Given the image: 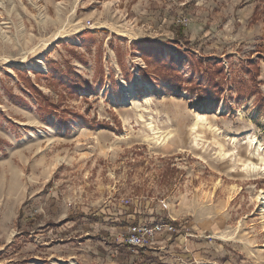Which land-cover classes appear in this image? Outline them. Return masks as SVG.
Wrapping results in <instances>:
<instances>
[{"label":"rangeland","instance_id":"1","mask_svg":"<svg viewBox=\"0 0 264 264\" xmlns=\"http://www.w3.org/2000/svg\"><path fill=\"white\" fill-rule=\"evenodd\" d=\"M261 146L264 0H0V264H264Z\"/></svg>","mask_w":264,"mask_h":264},{"label":"built area","instance_id":"2","mask_svg":"<svg viewBox=\"0 0 264 264\" xmlns=\"http://www.w3.org/2000/svg\"><path fill=\"white\" fill-rule=\"evenodd\" d=\"M164 228L166 226L163 224L147 225L140 223L138 226L128 228V231L121 236V243L134 253L140 250H148L151 248L156 236ZM170 229L173 230V226Z\"/></svg>","mask_w":264,"mask_h":264},{"label":"trees","instance_id":"3","mask_svg":"<svg viewBox=\"0 0 264 264\" xmlns=\"http://www.w3.org/2000/svg\"><path fill=\"white\" fill-rule=\"evenodd\" d=\"M156 48H157L156 46L147 45L146 46V49H147L146 55H148L151 58H154V59H156V61H158V58L160 56L157 55V51H156L157 49ZM156 63L159 66L164 67L167 71H170L171 68L174 67V66H168V65L164 64L163 62H156ZM209 64L211 65V63H209ZM219 68L222 69L221 65L219 66ZM143 73L145 74V71H143ZM214 77L215 76H213V78L209 81L210 84H213ZM164 79H166V78H164ZM70 82H72V81H70ZM168 82L171 84L172 91L174 93H179L182 90L181 85L178 81H175L174 79L171 78V79H168ZM210 84L207 85V87H208L207 88V87L203 86V84H201V83L198 86L194 83V84L190 85L191 87H189L187 89L188 91H190L192 93L194 92L195 88H197L196 90H198V89L200 90V93L197 95L199 97V103H197V104H199V107L200 106L205 107L206 105H212V104H214V106L217 107L219 102H220V91L217 90L216 88L211 87ZM213 85L218 86V83H214ZM207 89L210 92V94L207 93V91H206ZM204 92L207 95V100L205 99V97H202V94Z\"/></svg>","mask_w":264,"mask_h":264},{"label":"bare ground","instance_id":"4","mask_svg":"<svg viewBox=\"0 0 264 264\" xmlns=\"http://www.w3.org/2000/svg\"><path fill=\"white\" fill-rule=\"evenodd\" d=\"M63 33V32H62ZM61 34L59 33V34H57L56 36H54L53 38H52V40H53V42H55L56 40H58V37L60 36ZM44 43V42H43ZM50 44H52V42L50 41V42H48L47 41V43H44V46L45 47H47V46H49ZM26 53V52H25ZM28 53V52H27ZM26 60V57L24 56L23 58H22V60H21V62H24ZM8 61H10V60H8ZM129 89H130V91L132 92V93H134L135 91H134V88H132V87H129ZM154 120V118L153 117H151V121H153ZM205 121V117H202V116H199L198 117V120H197V123L195 124V127H194V131H197L198 130V126H199V123H201V122H204ZM154 122V121H153ZM153 122L149 125V127H150V129L151 130H155V127L153 126ZM154 133V132H153ZM159 134V132H156L154 135H158ZM171 134V133H170ZM173 136H172V134H171V137L170 138H172ZM197 141V140H196ZM257 141V140H256ZM259 146H260V144H259ZM260 150L262 151H264V149H262V146H261V148H260ZM250 170H253V172H257L258 170H259V168L257 167V166H253V167H251L250 168ZM261 170H263V172H264V169H261ZM62 264H66L65 262H63ZM71 264H77L76 262H72Z\"/></svg>","mask_w":264,"mask_h":264},{"label":"crops","instance_id":"5","mask_svg":"<svg viewBox=\"0 0 264 264\" xmlns=\"http://www.w3.org/2000/svg\"><path fill=\"white\" fill-rule=\"evenodd\" d=\"M109 234H112V235L117 234L116 229L115 228H109ZM117 236L119 237V235H117ZM122 247H125V246L121 245L120 248H122ZM126 249H128V248H126ZM90 258L91 257L86 255L85 253H81L80 255L75 256V260L65 261V262H67V263L76 262L77 264H89Z\"/></svg>","mask_w":264,"mask_h":264}]
</instances>
